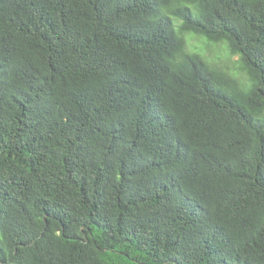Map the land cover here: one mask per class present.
<instances>
[{"label": "trees", "instance_id": "16d2710c", "mask_svg": "<svg viewBox=\"0 0 264 264\" xmlns=\"http://www.w3.org/2000/svg\"><path fill=\"white\" fill-rule=\"evenodd\" d=\"M0 264H264V0H0Z\"/></svg>", "mask_w": 264, "mask_h": 264}, {"label": "rangeland", "instance_id": "374dc122", "mask_svg": "<svg viewBox=\"0 0 264 264\" xmlns=\"http://www.w3.org/2000/svg\"><path fill=\"white\" fill-rule=\"evenodd\" d=\"M187 47L190 50L197 51L200 55L210 63H213L219 67H222L228 71H233L237 73V77L245 78L246 76L237 69V56H232L228 54V49L223 44H218L207 42L203 37L195 36L192 33H187ZM199 37V38H198ZM238 77V78H239ZM244 80V79H243ZM243 84L245 82L241 81ZM246 87V85H244Z\"/></svg>", "mask_w": 264, "mask_h": 264}]
</instances>
